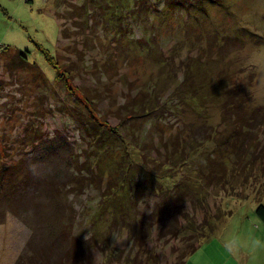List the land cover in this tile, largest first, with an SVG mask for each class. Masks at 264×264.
Listing matches in <instances>:
<instances>
[{
    "label": "rangeland",
    "instance_id": "374dc122",
    "mask_svg": "<svg viewBox=\"0 0 264 264\" xmlns=\"http://www.w3.org/2000/svg\"><path fill=\"white\" fill-rule=\"evenodd\" d=\"M0 145V264H264V0H0Z\"/></svg>",
    "mask_w": 264,
    "mask_h": 264
},
{
    "label": "trees",
    "instance_id": "16d2710c",
    "mask_svg": "<svg viewBox=\"0 0 264 264\" xmlns=\"http://www.w3.org/2000/svg\"><path fill=\"white\" fill-rule=\"evenodd\" d=\"M18 53H17V57H18V66L21 68V67H24V64L25 62H27V59L26 57L24 56V53L21 51V50H18ZM42 53H43V56L45 58V60L47 61V63L53 67L54 69H56V71L59 72L60 75H62L63 77L65 76L63 73H61V69L60 67L58 66L57 62L54 60V57L53 55L47 51V50H41ZM66 79V77H64ZM65 85L68 87H71L70 86V81L66 80L65 81ZM70 90H74L72 88H69ZM77 90H75V93H76ZM229 92V91H228ZM82 99L81 101L84 103V105L89 109V111L91 113H93L94 109H93V102L91 99L88 98V96H85L83 93L79 94ZM231 97V96H230ZM232 100V99H231ZM232 102V101H231ZM238 107V104L237 106L235 105V101L234 103H227V106H226V110L230 109L231 108V111L233 112L232 115H234V119H236L237 117H243L244 115V112H243V107L240 106V108H237ZM131 110V113L133 115V112L135 113H138L137 115L139 117L143 116L144 115V112L145 114L148 113L149 111H151V108L149 107V104H142L140 105L137 104L136 107H133V108H130ZM138 110V111H137ZM241 110V111H240ZM95 112V111H94ZM246 117V116H245ZM1 149H2V146L0 145V153H1ZM18 168H14L13 166H10V165H0V180L2 181L3 179L7 180V181H10L11 179H13L14 177H16L18 175ZM256 213L257 215L260 217V219L264 222V205L262 204H259L258 207L256 208ZM162 235V233H161ZM107 246V245H106ZM84 248V247H82ZM195 248L196 246H190L187 250L183 251L181 256L178 258L177 262L174 263V264H184L185 263V258L188 254H191L195 251ZM85 249V248H84ZM72 254V251L70 249L67 250V254H66V259L68 261L74 259L73 256H71ZM77 254V253H75ZM85 253H81L79 255L80 258H75L77 259L76 261L78 262V264H82V262L84 261V255Z\"/></svg>",
    "mask_w": 264,
    "mask_h": 264
},
{
    "label": "clouds",
    "instance_id": "9594fccd",
    "mask_svg": "<svg viewBox=\"0 0 264 264\" xmlns=\"http://www.w3.org/2000/svg\"><path fill=\"white\" fill-rule=\"evenodd\" d=\"M150 211L151 212V208L148 207L146 209V207H143L141 209V211ZM90 231L88 232V234L85 236V239L88 240L90 238ZM111 236L113 237V244L117 245V244H122L124 242L125 237L121 235L120 232H114L111 234ZM224 244L226 249L234 256H237V258H239V252L240 249L242 247L241 241L239 240V238L237 237H233V236H225L224 237ZM260 247L259 241H255L251 244V248L253 249V251Z\"/></svg>",
    "mask_w": 264,
    "mask_h": 264
},
{
    "label": "bare ground",
    "instance_id": "6f19581e",
    "mask_svg": "<svg viewBox=\"0 0 264 264\" xmlns=\"http://www.w3.org/2000/svg\"><path fill=\"white\" fill-rule=\"evenodd\" d=\"M13 62V61H12Z\"/></svg>",
    "mask_w": 264,
    "mask_h": 264
}]
</instances>
